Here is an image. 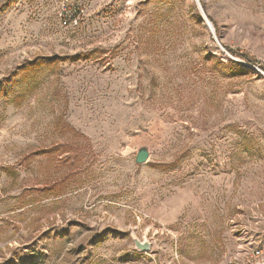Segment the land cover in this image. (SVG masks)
<instances>
[{"label":"rangeland","instance_id":"rangeland-1","mask_svg":"<svg viewBox=\"0 0 264 264\" xmlns=\"http://www.w3.org/2000/svg\"><path fill=\"white\" fill-rule=\"evenodd\" d=\"M263 67L264 0H0V264H244Z\"/></svg>","mask_w":264,"mask_h":264},{"label":"built area","instance_id":"built-area-1","mask_svg":"<svg viewBox=\"0 0 264 264\" xmlns=\"http://www.w3.org/2000/svg\"><path fill=\"white\" fill-rule=\"evenodd\" d=\"M76 13V10H74L72 13H70V15H68V17H64L62 19V24H76ZM244 264H264V246H253L248 252Z\"/></svg>","mask_w":264,"mask_h":264},{"label":"water","instance_id":"water-1","mask_svg":"<svg viewBox=\"0 0 264 264\" xmlns=\"http://www.w3.org/2000/svg\"><path fill=\"white\" fill-rule=\"evenodd\" d=\"M205 16V15H204ZM204 21L207 22L206 18L203 17ZM207 24V23H206ZM208 25V24H207ZM209 26V25H208ZM210 28V27H209ZM213 32V29L210 28ZM149 153L146 147H140L135 155V163L142 164L148 159ZM134 247L138 251L146 252L150 249V243L146 240L140 241L137 237L132 236Z\"/></svg>","mask_w":264,"mask_h":264},{"label":"bare ground","instance_id":"bare-ground-1","mask_svg":"<svg viewBox=\"0 0 264 264\" xmlns=\"http://www.w3.org/2000/svg\"><path fill=\"white\" fill-rule=\"evenodd\" d=\"M206 20H207V19H206ZM206 23H208V22H206ZM208 24H209V23H208ZM207 26H208V25H207ZM209 26H210V24H209ZM209 26H208V27H209ZM210 28L212 29V27H211V26H210ZM210 28H209V29H210Z\"/></svg>","mask_w":264,"mask_h":264},{"label":"trees","instance_id":"trees-1","mask_svg":"<svg viewBox=\"0 0 264 264\" xmlns=\"http://www.w3.org/2000/svg\"><path fill=\"white\" fill-rule=\"evenodd\" d=\"M243 56V55H242ZM250 61V60H249ZM250 62H252V63H254V61H250ZM256 63V62H255ZM264 68V67H263Z\"/></svg>","mask_w":264,"mask_h":264}]
</instances>
